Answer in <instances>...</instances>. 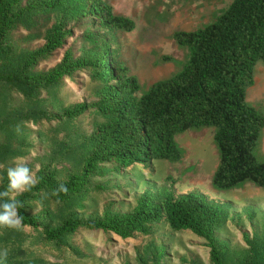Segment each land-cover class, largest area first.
<instances>
[{"label":"rangeland","instance_id":"rangeland-1","mask_svg":"<svg viewBox=\"0 0 264 264\" xmlns=\"http://www.w3.org/2000/svg\"><path fill=\"white\" fill-rule=\"evenodd\" d=\"M28 0H24V5ZM77 6L69 15L53 9L22 18L8 41L14 48L13 63L25 51L42 46L54 22L68 19L73 27L67 41L76 54L94 55L103 45L85 38L86 24L78 15L87 0H66ZM116 14L134 21L129 31L93 30L136 76L141 90L176 73L187 58V50L173 39L177 30L203 26L224 10L232 0H106ZM79 12V13H78ZM55 53L41 61L35 70L47 71L61 58ZM13 64L0 60V69ZM101 84L87 73H76L56 85L39 89L33 98L18 86L0 80V187L9 198L23 192L36 180L42 168H50L58 180L80 169L89 146L84 139L106 118L86 112L69 121L61 109L77 102L98 99ZM246 99L264 117V63L254 66V83ZM214 128L188 129L175 141L181 150L178 161L153 160L148 166L136 165L118 172L113 165L90 179L88 190L69 202L48 198L30 208L41 215L40 226H56L74 213L85 222L104 212H129L145 189L162 196L168 191L180 195L198 192L225 205L227 216L216 228L215 237L222 264H264V189L252 183L219 190L212 185L218 153ZM264 160V127L256 147ZM28 169V182L12 187L11 173ZM43 197L45 194H42ZM46 196V195H45ZM252 212V217L249 213ZM12 224H0V264H210L205 242L189 231H174L164 220L153 225L148 235L132 234L120 239L97 230L80 228L61 242L46 241L42 228L21 226L14 215Z\"/></svg>","mask_w":264,"mask_h":264},{"label":"trees","instance_id":"trees-1","mask_svg":"<svg viewBox=\"0 0 264 264\" xmlns=\"http://www.w3.org/2000/svg\"><path fill=\"white\" fill-rule=\"evenodd\" d=\"M23 2L0 0V60L13 64L10 70L0 69V80L33 98L39 89L73 74L87 73L101 84L98 99L62 108L61 118L72 121L94 112L106 121L84 139L89 150L78 171L58 180L53 170L42 168L35 182L12 198L0 187V216L13 214L21 226L36 229L41 215L29 213L33 206L48 198L65 203L84 194L90 179L109 165L121 172L136 165L148 166L156 159L178 161L181 150L175 137L202 127L214 128L218 162L212 185L225 190L249 182L264 189V160L256 156L264 117L246 99L247 89L254 83V66L264 63V0H232L211 22L175 31L173 39L187 50L186 60L176 73L153 82L144 91L136 76L114 58L106 41L93 32H129L134 28L133 19L116 14L106 0L85 1L78 15L80 20L89 21L85 38L103 45L101 52L76 54L67 46L73 27L68 26V19H62L47 31L42 46L23 52L19 63H13L10 55L15 50L8 38L22 18L53 9L69 15L77 8L66 0ZM57 52L62 55L56 64L47 71L35 70ZM252 215L250 212L249 217ZM226 216L224 204L198 192L175 195L168 191L157 196L145 189L129 212L106 211L85 222L71 213L56 226L40 227L50 242H61L80 228L127 239L132 234H150L153 225L164 220L172 230L189 231L202 239L210 264H222L214 233Z\"/></svg>","mask_w":264,"mask_h":264},{"label":"clouds","instance_id":"clouds-1","mask_svg":"<svg viewBox=\"0 0 264 264\" xmlns=\"http://www.w3.org/2000/svg\"><path fill=\"white\" fill-rule=\"evenodd\" d=\"M28 169L27 168H22L19 169L16 172L11 173L12 176V187H19L22 184H25L28 182ZM6 208L8 207L7 205L5 206ZM12 224L13 221L10 219L9 214H5L3 216H0V224Z\"/></svg>","mask_w":264,"mask_h":264}]
</instances>
